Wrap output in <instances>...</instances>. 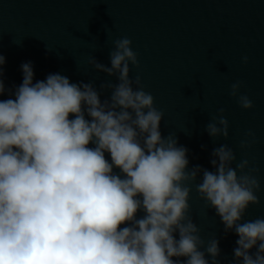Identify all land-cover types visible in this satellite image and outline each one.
<instances>
[{"label": "clouds", "instance_id": "obj_1", "mask_svg": "<svg viewBox=\"0 0 264 264\" xmlns=\"http://www.w3.org/2000/svg\"><path fill=\"white\" fill-rule=\"evenodd\" d=\"M113 45L110 67L89 60L118 81L101 84L108 99L59 73L34 83L30 62L21 65L22 83L0 99V264H210L206 254L218 264L219 241L205 242L190 215L193 184L238 236L235 260L264 264V217L243 219L260 203L258 170L247 159L233 167L227 144L213 149V170L189 169L187 148L160 131L155 98L139 74L130 78V64L139 68L132 40ZM5 62L0 54V96ZM242 86L231 84L230 95L250 110ZM224 111L206 126L213 138H228ZM244 135L242 149L254 143L251 130Z\"/></svg>", "mask_w": 264, "mask_h": 264}]
</instances>
